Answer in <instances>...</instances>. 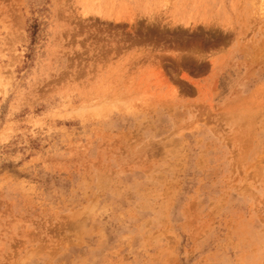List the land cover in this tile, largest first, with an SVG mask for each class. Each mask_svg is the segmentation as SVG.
I'll return each mask as SVG.
<instances>
[{
    "label": "rangeland",
    "instance_id": "rangeland-1",
    "mask_svg": "<svg viewBox=\"0 0 264 264\" xmlns=\"http://www.w3.org/2000/svg\"><path fill=\"white\" fill-rule=\"evenodd\" d=\"M0 264H264V0H0Z\"/></svg>",
    "mask_w": 264,
    "mask_h": 264
}]
</instances>
